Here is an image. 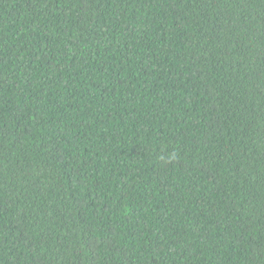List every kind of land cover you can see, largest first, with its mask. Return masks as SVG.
<instances>
[{"label":"trees","instance_id":"obj_1","mask_svg":"<svg viewBox=\"0 0 264 264\" xmlns=\"http://www.w3.org/2000/svg\"><path fill=\"white\" fill-rule=\"evenodd\" d=\"M0 264H264V0H0Z\"/></svg>","mask_w":264,"mask_h":264}]
</instances>
